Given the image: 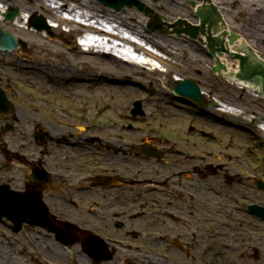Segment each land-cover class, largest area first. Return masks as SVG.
<instances>
[{
	"label": "rangeland",
	"instance_id": "obj_1",
	"mask_svg": "<svg viewBox=\"0 0 264 264\" xmlns=\"http://www.w3.org/2000/svg\"><path fill=\"white\" fill-rule=\"evenodd\" d=\"M140 1H142L145 6L147 5V8L154 9L152 6L161 2H163L166 7L170 8V6H172L173 2L176 0H159L157 2L153 0ZM176 2H178V5L181 4L183 11H172V14H170L166 10L163 13L155 10V14H158L160 23H171L172 21L178 20L181 17H186V19L189 20L197 19L195 5H197L200 0H184V3L179 1ZM101 5L106 7L103 4ZM243 5L246 7V3H243ZM239 6L241 9L238 6L234 7V5H232L230 8L228 7V10L223 6L222 7L227 14L228 19L231 21V23H233L234 26L240 23L246 25L250 24V18L247 17L248 13L244 10L246 8H243L241 5ZM130 10L134 11L140 16L138 19V22L140 23L138 24H140V26L144 27L145 29H149L148 25L151 21L153 13H146L139 11L137 7L127 6H125L119 12ZM233 10L236 12V14L233 15L234 18L232 17V13H234ZM256 12H258V9H256ZM191 22L195 23V21ZM102 23L105 24L104 22ZM112 23L113 22H110L109 25ZM0 24L3 27V21H0ZM80 31L81 30L76 29L73 32L67 33L61 28L60 31H57L54 39L56 42H58V40L63 41L64 46L61 47L65 51H71L72 47L79 46L76 42V36L78 33H80ZM148 33L156 36L161 42L165 41V61H168L167 58L170 59V56H173L175 53L178 54L179 59H181L178 60L181 64L188 63L190 58L195 59L197 56L201 58L199 61L200 65H198L199 62L197 63L198 68L194 69L188 67L187 65H183L181 75L184 76L183 78H194L198 82L201 90L205 93V106H194L192 104L183 103L182 101L176 99V97L173 96L170 88L177 78L173 76L174 74H169L167 72L168 67L166 65L165 67L167 68L159 67L158 61H156V63L154 62V66L158 67L156 72H154L153 66H146L148 67L146 71H151L150 73L144 71L135 72L133 73L134 78L131 80V82H128L124 85V87L127 85L130 86L134 89V91L136 88L138 94L141 93L140 89L138 88L140 85H145V87L148 89H154L151 90L153 92V98L158 92L157 95L159 96L157 97V100H153V102L150 103L152 105H147L146 103L144 104L143 101L140 100L144 115H137L134 113V109L136 110L138 107L137 101L139 100L136 101V99L139 98L137 96L138 94H135L134 97L130 95L129 101L124 106V109L119 110L118 112L110 110L100 111L99 108L98 111L97 107L94 109H85V105L77 99L74 101H64L61 98H53L55 99L52 103L53 107H55L57 110L66 112L68 115V117L66 116L67 119H65L66 122H68V124L70 123V125H75L76 127H70L77 131L81 137L82 135H84V138L86 136L101 137L103 144L106 143V146L111 144L113 148L121 149L122 151L117 153V151L111 149L108 151V154L106 153L105 155L100 156L94 154L95 149L93 147L84 143L83 145H76L73 147L65 146L66 149L64 150L63 148L61 149V147L64 146H61L57 149V154L53 155L50 153V155L46 147H50L51 145L50 137L45 133L43 128L46 129L49 127L48 123L51 124L54 122V120L45 119L48 123L44 120L46 127L42 125L43 128L42 126H38V124L33 125L24 123L26 131L33 132L37 129L41 131L43 135L44 133L46 134V142H44V140L43 145L39 146V148L37 145H35L34 148L36 150H34V152L37 155L45 158L47 161H53L49 165H53L55 167L54 169L59 166H64L62 169H69V175H79V171L81 170H85L87 173H92L91 171H93L95 167L102 165L111 166V163L117 164V166L129 164L128 159H133V157L127 154L128 149H130L131 152H138L139 149L137 146L146 143V141L143 140L144 138H147L146 136L150 138H160V141L157 142V144L160 142L158 144L160 149H164L165 151L169 152L167 154V158L165 159V164L167 161L173 162L170 165L171 172L169 174H166V168L165 171L162 170V172L165 174V178L168 177L167 175L174 176V174L181 172L182 170H180L178 166H187L190 163V160H197L201 155V157H203V161L208 162L211 160V162L218 164L220 168H225V170L230 174H240L242 176L241 179L246 180L245 182L237 184L231 188L227 187L228 190H234L236 188L235 190L241 192L247 191L250 195L249 200L259 197V194L255 193L257 190L252 185L254 178L264 177V131L259 125L260 121L264 119V97L256 94L249 88H246L243 84L233 82L230 78L221 76L219 73H214L212 67L213 60L207 54H205V46H203L205 44L201 43L198 39L195 41L191 40L188 35L184 33L178 34L177 32L173 31V28L169 27L165 29V31L163 29H156L154 32L149 31ZM166 33L175 35L176 39L174 43H168L167 39L164 40V37L162 36H166ZM104 46L107 49L110 47V45H106L105 43ZM262 48L264 49V46ZM0 53L2 52L0 51ZM13 54L16 56L15 53ZM260 54H262L261 57L264 58V50ZM173 62L177 63V61L174 59ZM4 69L6 70V64L2 59H0L1 83H5V79H7V75L4 74ZM90 70H92L90 71L92 73L98 72L99 75H103V72L100 70ZM144 76L147 77L145 78ZM202 77L205 80H203ZM225 80L229 85L231 83L229 90L235 96L236 100L239 101V107L234 106L230 112H224L220 110L222 109V103L219 101L220 99L215 93V89L221 88V82ZM89 81H91V85L89 87L93 88V85L97 84L96 81H100V79H98L96 76H91ZM19 83L20 81L17 79H11V85L13 89H24L23 87L19 86ZM163 83H165V87ZM103 86H105V84H103ZM21 91L25 92L26 90ZM117 92H119L117 96L123 99L124 102L128 99V97L125 96V93L120 91ZM40 95L44 98L43 94ZM144 96L145 95H142V97ZM102 97L104 98V96ZM224 97L227 98L228 95H225ZM55 109L53 108V110ZM206 110L212 111L214 113L213 116L210 117ZM7 120L8 119H5V121ZM221 122L222 124H219ZM208 123L211 125L217 124V127H212ZM78 125H84L87 127V129L80 132ZM243 125L245 127H249L250 129L248 131L245 130ZM259 128L262 129L260 130ZM194 130L197 131V136L189 134V132ZM199 130L210 133L213 138L210 139L205 138V136H200ZM23 136L29 137L30 135L27 132H25L23 135H18L17 137L6 135L4 141L10 140L13 148H20L21 143L23 142L22 140H24L22 139ZM66 138L74 140V134H69ZM4 141L2 140V143H5ZM96 143V147H100L101 143L98 141ZM0 146L1 148L3 147L2 145ZM80 147L85 148L80 150ZM41 149L47 150H44L42 153ZM247 149L253 150L248 151L247 153ZM114 153H117V155H112ZM172 153L173 156L174 153H178L181 154L182 157L175 158V156H179L175 155L171 159ZM169 154L170 156H168ZM192 154L193 156H191ZM222 156L228 157L229 159L228 161L220 162L224 164L219 163L220 158L222 159ZM67 158H69L71 162L66 161L69 160ZM153 161L154 160L144 161V163ZM195 161L192 162L190 166H192L194 163L199 164ZM6 164L7 163H5L3 155L0 154V182L10 183L11 186L13 184L14 188L22 187L23 180H27L26 168L17 167L13 164H8L10 166H6ZM82 164L83 169L79 167ZM136 164L138 163L136 162ZM201 164L203 165L204 163ZM152 171L154 172V170ZM149 176H156L157 178L159 177V175L155 173H150ZM249 178L252 179L250 182L248 181ZM78 182L79 181L74 184H79ZM96 190H99V188L94 187L93 191ZM58 194L63 195L62 193ZM113 195L114 194H112L110 197H113ZM238 196L240 195L238 194ZM93 199H99L101 201L103 200L102 196L97 193L94 195ZM45 200L47 203L51 201L55 205L59 204L56 210L60 213V215L62 217H70V219H73L74 222H78L77 218L83 219L87 217L90 224H88L86 228H94L99 224L101 225V223L103 226L109 225V222L101 221L100 217L102 215L97 217L92 216L88 211L79 212L75 209V207H73V205H70L64 209L62 206L64 203L62 198L60 200L57 197H50V199L45 198ZM82 200L83 202L86 201L85 198ZM55 201L60 202L57 203ZM65 204L66 206L69 205L67 203ZM87 204L90 206L89 202ZM7 222L10 224L12 223L10 221ZM142 224L143 222H139L137 225L142 227ZM7 227L8 226L5 224H0V257L2 256L4 258L6 264H10V260H8L9 263L6 261V251L12 253L11 259L15 260V264H80L82 260L78 254L80 253L79 251L81 250V246L77 247V245H74L72 252L70 253L64 246L57 243L55 240H53V238H50L44 232L39 233L38 230H35L37 232L35 233L32 232L31 229L16 233ZM121 234L122 232L118 233L119 236H121ZM160 248L164 249L165 246L160 245Z\"/></svg>",
	"mask_w": 264,
	"mask_h": 264
},
{
	"label": "bare ground",
	"instance_id": "obj_2",
	"mask_svg": "<svg viewBox=\"0 0 264 264\" xmlns=\"http://www.w3.org/2000/svg\"><path fill=\"white\" fill-rule=\"evenodd\" d=\"M176 1L184 3V0ZM176 1L173 2L170 8L166 7L163 2L156 3L152 7L160 13H163L165 10L170 14H172V11H183L181 4L178 5V2ZM243 3H246V7ZM202 4L210 6V2L205 0H200L198 3L199 6ZM212 4L218 6L219 11H221V15L224 18L223 22L226 27L212 30V35L218 37L224 33L229 35L233 32H237L239 38L234 45H227L228 51L230 52L237 46H241L242 43L252 46L253 49H256L255 53L261 56L263 53H260L264 50L262 48L264 46L262 45L264 44V1L212 0ZM232 5H234V7L238 6L239 8V5H241L243 8H246L244 10L248 13L247 17L250 18V24L246 25L240 23L234 26L233 23H231L227 14L223 10V7L228 10V7L230 8ZM15 6L19 9L17 17L14 20L4 19V16L2 15L6 8ZM256 9H258V12H256ZM233 11L234 13H232V17L234 18L233 15L236 14V12L235 10ZM64 12L69 15H73L74 13L77 14L78 17H80L79 20L82 24L88 23L90 20L94 21H92L91 26H84L80 24L78 20V24L73 21L66 22L61 16ZM35 14L44 16V18L50 20L53 25H55L56 22L65 21L73 29L90 31L95 37L107 38V41L100 42L98 40L93 44L88 42L86 50H82L81 46L78 44L80 47L74 46L71 51H65L61 47L64 46V42L60 40L56 42L54 39L57 31H60V27L56 29L52 28L50 30L46 28L38 29L32 26L29 20L26 22L25 17L32 19ZM77 15H74V18H76ZM139 18L140 16L132 10L118 12L102 6L97 0H0V21H3L4 23L3 28L11 30L18 37L21 44V46L17 44L18 50L15 52L4 51L0 53V57H2L0 59L6 64L4 74L7 75L5 83H2L6 101L2 102L0 106L11 107V105H14V112L11 111V108L1 109L0 118L4 116L5 113L11 111L14 114L13 118L18 121L17 123L19 125L22 123L33 125L38 124L40 127L42 125L46 127L45 119L54 120V122L51 123L52 125L46 121L49 127L45 129L42 126V128L50 137L51 145L50 147L46 146L48 153L55 155L57 154V149L63 146L60 144L61 140H65L68 134H74L73 142L84 140V135L81 137L77 131L70 127L76 126L70 125V123L68 124V122H66L65 119L68 117L66 112L57 110L53 107L52 103L55 100L53 98H61L64 101H74L77 99L85 105H83L85 109H94L97 107V110L99 108L100 111L110 110L118 112L119 110L124 109V106L129 101L130 95L134 97L135 94H138L136 88L135 92L134 89L128 85L124 87L125 84L131 82L134 78L133 73L141 71L150 73L151 71H146L148 69L146 66H153V70L156 72L157 68L154 64L158 61L159 67H165L166 65L168 67H165L168 69L167 72L169 74H174L173 76L177 78L176 80H179L184 77L181 75L183 65H187L194 69L198 68L197 63L201 60L198 56L195 59L190 58L188 63L181 64L178 61L181 59H179L178 54L175 53L173 56H170V59L167 58L168 61H165V41L161 42L156 36L151 35V33H148L149 31L140 26V24H138L140 23L138 22ZM102 20L107 23L115 22L116 25L113 27V30H118V32L112 33L103 28L92 26L95 22L96 25H98ZM186 20L190 23H193L191 21H195V23L199 21L197 19ZM121 28H126L129 33L132 32L137 34L143 41L145 40L146 43L151 44L155 52L143 49V57L141 59L127 57L123 59L115 56L112 46L107 49L105 48L104 43L106 45H113L114 41H120L123 44V47L126 45H133L136 50L139 52L141 51L140 46L134 44L129 38L124 37V35L121 34ZM169 28H173V26ZM163 30L165 31V29ZM165 35L166 36L162 37H164V40L167 39L168 43L175 42V35L168 33ZM13 53H15L16 56ZM173 59L177 61V63H174ZM257 60H259V57H257ZM217 61L225 65V69L221 70V74L229 77L232 74L233 77L231 80L237 82L238 80L236 77L239 70V63L230 58L227 51L225 53L221 52V54H217ZM217 61L213 60V64ZM198 65H200V62ZM90 69L100 70L103 72V75H99L96 71V73H92L90 72L92 71ZM91 76H96L100 79V81H96L97 84L93 85V88L89 87L91 85V81H89ZM144 77L146 78L147 76ZM12 78L20 81L19 86L24 89H13L11 85ZM202 79L205 80L203 77ZM239 83H241L240 80ZM103 84H105V86H103ZM163 84L165 87V83ZM230 85L225 80L221 82V88L215 89V93L220 99L219 101L222 103L221 106L223 107V111H230L234 106L239 107V101L236 100L235 96L229 90ZM244 85L249 89H251L252 86L256 87V85H250L247 83H244ZM138 88L141 93L137 95L139 98L136 99V101L139 100L140 102V100H142L144 104L146 103L148 105L152 103L153 100H157V97L159 96L157 95L158 92L155 94L154 98L152 96L153 92L151 90L154 89H148L145 85H140ZM21 90L26 91L24 92ZM117 91L125 93V96H127L128 99L124 102L123 99L117 96L119 93ZM40 94H43L44 98ZM142 95L145 96L142 97ZM225 95H228V97H224ZM102 96H104V98ZM173 96L179 97L178 95ZM53 108L55 110H53ZM11 116L12 114L10 115V121H14L11 119ZM9 124L13 127L15 126V123L13 122H10ZM219 124H222V122ZM209 125L217 127V124ZM78 129L84 130L85 128L80 125V127L78 126ZM22 139H24V137ZM44 139L46 142L45 137ZM26 141L27 142L22 146L20 158H15L12 163L18 167L21 166L27 168L28 184L30 186L29 195L33 199L38 200L39 196L43 194L46 189L48 190V187L53 180L48 174L46 176L41 168L39 169L36 167L37 165L35 163L42 162L39 158L27 159L28 151L33 150L34 146L29 139H26ZM90 145L91 147L96 148L92 142ZM137 147H139V145ZM62 148L63 150L66 149V147H61V149ZM84 148L82 147L80 150H83ZM47 149L41 150L44 151ZM105 149H110V145H105ZM14 151L17 152L16 149H14ZM99 155H104V152H101ZM191 156H193V154ZM4 159L5 163L9 162L7 158ZM38 190L40 192H38ZM62 219L68 218L63 217ZM82 224L85 225L86 222H82ZM48 225L57 226L60 230L59 233H61L64 238H69L71 235L78 234L76 230L60 226L55 220L54 223L50 222ZM5 253L7 256L6 261L8 262V260H10V264H15V260L11 259L12 253H9L8 251ZM80 259H82L80 264H83V257H80ZM0 264H6L2 256L0 257Z\"/></svg>",
	"mask_w": 264,
	"mask_h": 264
},
{
	"label": "flooded vegetation",
	"instance_id": "obj_3",
	"mask_svg": "<svg viewBox=\"0 0 264 264\" xmlns=\"http://www.w3.org/2000/svg\"><path fill=\"white\" fill-rule=\"evenodd\" d=\"M165 157V152H164ZM133 166H117L114 164L107 169L102 166L101 175L110 174L116 169H133ZM137 168V167H136ZM147 168L165 171V162L156 163ZM197 170V169H196ZM152 172V171H150ZM146 171L142 175L120 173L117 176L118 188L140 187L151 188L156 186L162 194L156 196V202L165 212V219L160 226L154 222H147V206L142 205L143 213H131V225L105 227L102 231L109 239L126 246L134 253V264H151L149 258L157 255L156 247L161 241L156 236H149L150 229L164 233L161 236L165 241V264H264V219L251 215L247 207L233 200L229 195L201 194L193 189L201 190V181H169L165 174L161 178L148 177ZM64 180H73L65 178ZM64 190L62 189L61 192ZM103 200L94 202V210L105 215L110 207L116 205L113 197L103 196ZM119 201V200H117ZM123 210L130 209L127 200L120 202ZM264 205V198L259 200ZM84 205V203H82ZM90 207V208H91ZM124 212V211H123ZM143 217L142 228L137 222ZM103 218V217H101ZM139 224V223H138ZM123 226V227H122ZM122 232L121 236L118 235ZM133 241H137L147 250H136ZM150 256H149V254Z\"/></svg>",
	"mask_w": 264,
	"mask_h": 264
},
{
	"label": "water",
	"instance_id": "obj_4",
	"mask_svg": "<svg viewBox=\"0 0 264 264\" xmlns=\"http://www.w3.org/2000/svg\"><path fill=\"white\" fill-rule=\"evenodd\" d=\"M205 1L210 2V6H212L211 5L212 0H205ZM127 2H129L130 4L137 3L136 0H127ZM121 5L122 3L118 4L117 8H120ZM200 6H203L204 8L209 7L208 5H204V4ZM148 9H149L148 13H153V16L151 18L149 25L151 24L155 26L157 29H167L168 27L171 26V24H174L175 22L179 20V19L174 20L171 23H160L158 14H155V9L153 8H148ZM181 18L186 19V17H181ZM206 22H207L206 18L203 17L202 19L203 27L205 26ZM149 25H148V28H149ZM174 27H176V25L173 26V31H175ZM222 28H226L224 25V22L221 25L214 26V28L211 27V33H212V30H217V29H222ZM223 35H226V33H224ZM212 36L214 35L211 34V36H209V40L213 42L214 44L218 43L217 39ZM16 44H17V40L14 38V36L10 32H4L0 28V47L5 50L14 49ZM210 46H211V51L213 55H215L212 44ZM247 46L252 47L250 45L241 43V46H237L230 52H237V50H239L240 48L241 50H244V48ZM228 52L229 51H227V53ZM232 57L238 58L240 60L241 74H239V77L246 81H251L256 86H260V91L262 94H264V62L263 61H253L249 53H247V55L245 56L236 54ZM238 73H239V70H238ZM174 88L177 93L190 97L197 102H201L203 100V94H201L197 85L191 80L180 81L174 86ZM8 194L9 195L7 196H0V219L3 215H7L9 218L15 221L16 229H20L23 222H27L32 225L42 224L43 226L51 229L52 231L57 232L58 236H61V233H59L60 230L58 227L48 225L50 223L49 214L47 212V208L45 207L44 203L40 199L38 200L33 199L28 194L20 195V194H16L13 192L11 193L8 192Z\"/></svg>",
	"mask_w": 264,
	"mask_h": 264
}]
</instances>
